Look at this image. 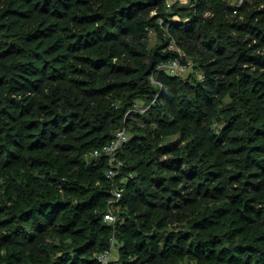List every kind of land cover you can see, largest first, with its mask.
<instances>
[{
    "label": "trees",
    "instance_id": "obj_1",
    "mask_svg": "<svg viewBox=\"0 0 264 264\" xmlns=\"http://www.w3.org/2000/svg\"><path fill=\"white\" fill-rule=\"evenodd\" d=\"M165 2L0 0V264H264V0Z\"/></svg>",
    "mask_w": 264,
    "mask_h": 264
},
{
    "label": "built area",
    "instance_id": "obj_2",
    "mask_svg": "<svg viewBox=\"0 0 264 264\" xmlns=\"http://www.w3.org/2000/svg\"><path fill=\"white\" fill-rule=\"evenodd\" d=\"M184 2H185V0H166V2L164 4V12H169V11H171V9L173 8L174 5H176V4L180 5V4H183ZM243 2H244V0H236L235 9L241 7ZM152 12L154 13L155 11L153 10ZM234 14H237V10H234ZM205 15L210 16V12H206ZM159 23L162 24L163 23L162 20H160ZM163 36L165 38L168 37L167 30L165 31ZM168 49L178 52L180 57L175 59L172 62L161 65L160 68L164 69V71L170 75H182V74H184L186 72L187 68L190 67V65L181 61V57L183 56V54L180 53V51L177 48L174 40H171L168 43ZM156 84L161 85L158 82ZM127 139H128V135H127L126 130L124 128L120 129L116 132L112 141L103 148V153L106 154L108 157L109 167L107 169V176L111 179H113L117 175L118 170L120 168V162L117 161V159H116V153L118 150H120L123 147V145L126 143ZM98 154H99V152H95V155H98ZM121 197H122V189L116 188L113 191V199L111 202H113V201L116 202ZM104 221L107 223L114 224L116 222V218H115L114 213L112 211H109L104 216ZM109 242H110V249L102 252L98 257L100 264H108L111 261L110 255H111L112 250L114 248H118L120 246V242H119L118 238L115 236L111 237Z\"/></svg>",
    "mask_w": 264,
    "mask_h": 264
},
{
    "label": "rangeland",
    "instance_id": "obj_3",
    "mask_svg": "<svg viewBox=\"0 0 264 264\" xmlns=\"http://www.w3.org/2000/svg\"><path fill=\"white\" fill-rule=\"evenodd\" d=\"M192 1V0H191ZM239 2V1H238ZM182 5H190V0H185V2L182 4ZM151 15H154L155 12L153 13L152 11L150 12ZM161 42V39H160V34L157 33L156 31L154 30H151L148 34V39H147V45L149 48H152V47H155L156 45H158L159 43ZM192 71V68L189 67L187 68L186 72L183 75V77L187 76L190 72ZM142 110V112H144L146 110V108H139ZM112 212L114 213L115 215V218L116 220L118 219V212H119V208L118 207H114L112 209ZM118 259V249L117 248H114L111 252V255H110V260L111 261H116Z\"/></svg>",
    "mask_w": 264,
    "mask_h": 264
}]
</instances>
